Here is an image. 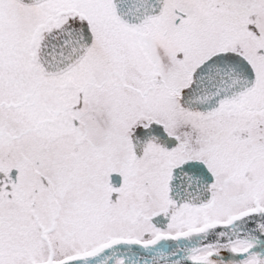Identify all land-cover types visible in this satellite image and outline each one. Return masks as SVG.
<instances>
[{"label": "snow or ice", "instance_id": "snow-or-ice-1", "mask_svg": "<svg viewBox=\"0 0 264 264\" xmlns=\"http://www.w3.org/2000/svg\"><path fill=\"white\" fill-rule=\"evenodd\" d=\"M0 264H264V0H0Z\"/></svg>", "mask_w": 264, "mask_h": 264}]
</instances>
